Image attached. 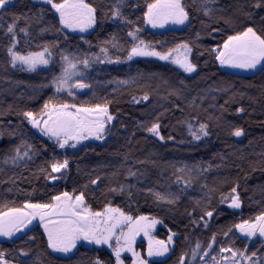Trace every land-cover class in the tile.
Returning <instances> with one entry per match:
<instances>
[{"label": "trees", "instance_id": "16d2710c", "mask_svg": "<svg viewBox=\"0 0 264 264\" xmlns=\"http://www.w3.org/2000/svg\"><path fill=\"white\" fill-rule=\"evenodd\" d=\"M86 2L97 8L96 26L88 34L61 32L58 15L38 0H12L8 13L0 17V207L46 203L64 191L83 192L93 211L111 206L133 217L155 218L163 223V240L176 233L172 255L151 264H179L182 254H187L185 264H193L195 244L206 246L213 235L216 243L210 256L219 259V248L231 246L264 258V240H245L234 227L264 213V71L239 75L223 70L212 52L222 47L228 35L246 27L259 33L264 28V5L254 7L259 0H215L208 5L213 9L211 16H205L203 0H182L189 22L178 29L169 24L157 31L143 19L151 0H125L123 13L132 24L111 17L116 0ZM14 16L22 17L17 22L15 50L27 55L47 45L51 52L47 66L34 72L11 66L7 49L13 41L6 29ZM133 25L141 28L139 38L157 51L188 43L196 72L186 73L157 57L127 61L132 43L127 32ZM21 28H27L28 35ZM113 37L116 48L111 43ZM101 47H107L108 56L121 62L103 63L86 72L84 81L91 88L74 90L72 96L57 93L52 80L61 74V56L91 60L103 55ZM144 95L149 99H141ZM50 98L77 106L110 102L114 121L107 141L70 152L36 132L22 113L38 115ZM154 122L160 124L163 140L146 131ZM201 124L208 126L209 135L197 140L189 125L198 133ZM237 128L243 130L240 137L233 135ZM23 145L32 146L31 159L23 156L28 150ZM16 148H20L21 158L12 163ZM65 158L68 168L59 178L50 179L49 174L57 177L50 169L53 159L62 162ZM182 168L186 170L181 172ZM129 170L136 175L131 176ZM97 178L95 189L91 181ZM234 187L236 193H232ZM153 192H172L179 199L174 204L164 203L156 200ZM236 194L242 201L239 209L228 206ZM205 210L213 211V216L201 219ZM35 225L11 240L0 237V251L6 253L10 264H95L97 260L115 264V257L106 249L90 246L79 247L67 258L54 255L39 224ZM229 228L232 231L225 236Z\"/></svg>", "mask_w": 264, "mask_h": 264}, {"label": "snow or ice", "instance_id": "6c2138e0", "mask_svg": "<svg viewBox=\"0 0 264 264\" xmlns=\"http://www.w3.org/2000/svg\"><path fill=\"white\" fill-rule=\"evenodd\" d=\"M43 4L50 6L54 15H58V24L60 31L65 29L70 32H87L93 28L97 22V8L86 0H42ZM215 0H203L201 10L205 16H211L213 9L208 7ZM264 5V0H259L254 5L260 8ZM12 7V0H0V17L8 13V9ZM125 0H116L110 9L111 17L114 20L122 21L125 24H132L127 16L123 13ZM45 9H41L43 13ZM247 14V13H246ZM22 17H13V23L8 25L6 31L10 35V46L7 53L11 58L10 63L13 68L18 64L25 71L34 72L38 66H47L50 63L49 57L51 52L49 46L45 45L42 51L29 52L23 55L16 51V27L17 22ZM143 19L152 28H164L166 25H184L189 21V13L186 10L182 0H151L146 4V11ZM226 23L230 22L228 20ZM20 31L28 35L27 28H21ZM141 28L133 25L132 29L127 32V36L131 38V46L127 50L126 60L131 61L134 57H157L162 61H168L171 57V63L179 65L186 73H194L196 65L190 62L188 54L192 49L188 43L178 44L166 51H157L151 47L143 39L139 38ZM87 42V41H86ZM108 44L109 41H105ZM112 46L118 47L116 37L112 38ZM102 56L93 57L94 62L100 63H120V59L113 60L108 56V48H100ZM181 52L183 54L181 55ZM214 59L224 67L243 70H256L258 67L264 71V28L258 33L253 27H246L233 35H228L223 41L222 47L213 49ZM63 61L61 74L52 80V85L57 93L67 91L69 96L73 95L72 89L91 88L90 83L84 81L85 72L82 69H88L90 60L87 56L72 57L62 55ZM120 84H127L128 81H119ZM136 103L140 100L133 98ZM141 99L148 100L149 97L144 95ZM108 103H96L90 106H77L75 103H62L49 99L43 104V109L37 115L32 111H24L22 115L27 119L28 123L36 128L42 135L47 136L50 140L60 148H76L84 140L95 138L100 140L104 137L106 131V123L114 119L109 114ZM239 111L243 112V108ZM207 125L201 124L199 132H192L189 125L190 133L197 140L209 135ZM160 124L158 122L151 123L146 126V131L153 136L163 140L160 134ZM233 135L240 137L243 130L237 128ZM26 149L23 152L24 157L29 156L31 145H23ZM20 148L15 149V155L11 158V162L15 163L20 159ZM7 162V161H6ZM68 159L58 161L53 159L50 169L52 173H60L68 168ZM186 168L180 169L184 172ZM42 171L47 172L46 169ZM131 176H135L134 172L129 170ZM50 179H56L49 174ZM179 183V180L177 181ZM191 181H187L186 185ZM92 184L98 183V178L91 181ZM238 187V185H237ZM115 192L117 189H110ZM123 191V188H120ZM151 191V190H150ZM232 193H236V188L232 189ZM152 195L156 200L168 204H174L179 197L172 192L162 195L159 192H153ZM230 208L239 209L242 207V201L238 194L230 197ZM200 202L197 201V204ZM213 211L205 210L201 216L211 218ZM39 220L43 227L44 233L47 235V247L53 252L68 254L76 248L77 243L86 241L95 245H107L112 249L115 256V264H123L121 260L122 252H130L135 257L134 264H149L148 260L142 258L141 254L135 251L134 244L136 237L141 233L148 239V257H164L169 252V246L173 243L172 233L168 236L167 241L157 240L151 232L157 223L155 218H149L145 215L133 217L125 214L120 208L111 206L105 207L102 211H93L85 202L83 192L79 195L70 194L67 191L54 195L51 200L46 203H26L22 207H9L7 204L0 207V237H6L9 240L17 233L23 232L33 220ZM195 223V221H193ZM205 226H207L205 224ZM244 237L249 238L259 235L264 238V213L257 215L252 220H244L234 225ZM126 229V230H125ZM232 229L229 228L224 233L225 236ZM34 240L35 237H29ZM113 240L115 244L113 245ZM216 243V237L213 235L206 246H202L199 242L191 250V258L193 264H264V258L257 257L256 252L249 253L245 249H236L231 246H221L218 250L219 259L216 255L210 256L213 251V245ZM24 256L29 255L27 251H22ZM187 254H182L179 258V264H185ZM199 257V260H197ZM209 258V259H205ZM255 258V259H254ZM0 264H10L6 259V253L0 251ZM95 264H101L97 260Z\"/></svg>", "mask_w": 264, "mask_h": 264}, {"label": "rangeland", "instance_id": "374dc122", "mask_svg": "<svg viewBox=\"0 0 264 264\" xmlns=\"http://www.w3.org/2000/svg\"><path fill=\"white\" fill-rule=\"evenodd\" d=\"M39 2H41V3H43L42 2V0H38ZM189 22V21H188ZM188 22H186L185 24H187ZM184 24V25H185ZM184 25H172V24H170V27L174 30V29H178V28H181V27H184ZM96 26V25H95ZM95 26L93 27V28H91V29H89L88 31H87V34L88 33H90L94 28H95ZM165 28V27H164ZM153 30H157V31H159V30H163V28H152ZM183 54V52H181V55ZM100 56H102V55H100ZM149 57H152V56H149ZM188 57H189V60H190V57H191V53H189L188 54ZM141 58H143V57H134L133 59H141ZM171 57L169 58V60L168 61H162L163 63L164 62H166V63H168V64H170V65H172V66H179V65H177V64H174V63H171ZM191 62V61H190ZM101 64H103V63H100V62H94L93 61V59H91L90 60V66H89V68L88 69H82L84 72H85V74H86V72H88V71H90L94 66H98V65H101ZM19 65V64H18ZM221 66V65H220ZM42 67H45V66H43V65H41V66H38L37 67V69H40V68H42ZM221 68L223 69V70H227V71H232V72H234V73H236V74H242V75H250V74H256V73H258L259 71H261L260 70V68L258 67L256 70H243V69H233V68H228V67H224V66H221ZM36 69V70H37ZM74 90H79L80 91V89H76V88H73L72 89V91H74ZM63 92H67V91H63ZM114 120H112V121H110V122H107L106 123V131H105V135H104V137L102 138V139H100V140H96L95 138H90V139H88V140H84V141H82L80 144H78L77 146H76V148H65V149H61V150H64V151H70V152H73V151H77V150H79V149H81V148H83L84 146H86V145H90V144H94V143H96V144H101V145H103L106 141H107V138H108V128H109V126L112 124V122H113ZM31 127H32V125H31ZM33 128V127H32ZM45 138L46 139H48V140H50L47 136H45ZM50 141H53V140H50ZM54 142V141H53ZM66 170V169H65ZM65 170H63L62 172H60V173H54V174H56L57 175V178H59V176H61L62 175V173L65 171ZM87 204V203H86ZM89 206V205H88ZM150 219L152 218V217H149ZM39 224V228H41V230H42V232H43V234L45 235V237H46V239H47V235L44 233V230H43V227L41 226V224H40V222H39V220L37 219L36 220V222L35 223H33L32 222V224L30 225V229L31 230H33V228H35L37 225H35V224ZM161 227H163V223L162 222H160V223H157L156 225H155V227H154V229L152 230V232H151V235L155 238V239H157V240H163V239H161L160 238V234H161ZM126 230V229H125ZM237 230V229H236ZM237 233L239 234V236L241 237V238H243V239H245V240H249V238H247V237H244L238 230H237ZM175 238H176V235L175 236H173V243L169 246V252L166 254V256H164V257H148L147 256V249H148V239L141 233L139 236H137L136 237V241H135V244H134V248H135V251L136 252H138V253H140L141 254V256H142V258H144V259H146V260H148V262H149V264H151L152 262H157V261H163V260H166V259H168L172 254H171V251H172V249H173V246H174V240H175ZM258 238H260V239H262V240H264V238H261V237H259V235H257L256 237H253V238H251L250 239V241H252V242H254V241H256ZM164 241H167V240H164ZM115 244V241L113 240V245ZM82 246H85V247H88V246H90V247H93V248H95V249H106L108 252H110L111 254H112V249L111 248H109L107 245H95V244H90V243H88V242H86V241H80V242H78L77 243V246H76V248L75 249H73L70 253H68V254H64V253H57V252H53L52 250V253L54 254V255H59V256H61L62 258H67V257H70V256H72L76 251H77V249H79V247H82ZM50 249V248H49ZM113 255V254H112ZM113 257H115L114 255H113ZM121 260H123V264H128V262H130L131 264H134V261H135V257H133V255H132V253H130V252H122L121 253Z\"/></svg>", "mask_w": 264, "mask_h": 264}, {"label": "water", "instance_id": "95a60500", "mask_svg": "<svg viewBox=\"0 0 264 264\" xmlns=\"http://www.w3.org/2000/svg\"><path fill=\"white\" fill-rule=\"evenodd\" d=\"M36 131L38 132V130H37V129H36ZM98 184H99V183H96V184H95V189L98 187ZM35 222H36V220H33V223H35ZM28 227H30V225H29ZM28 227H27V228H28ZM27 228H26V229H24V231H26V230H27ZM24 231H23V232H24ZM23 232H20V233H17V234H21V233H23ZM17 234H16V235H17ZM5 238H6V237H5Z\"/></svg>", "mask_w": 264, "mask_h": 264}, {"label": "flooded vegetation", "instance_id": "af4514ba", "mask_svg": "<svg viewBox=\"0 0 264 264\" xmlns=\"http://www.w3.org/2000/svg\"><path fill=\"white\" fill-rule=\"evenodd\" d=\"M35 130H36V128H35ZM37 132V131H36ZM38 133H40L39 131H38Z\"/></svg>", "mask_w": 264, "mask_h": 264}]
</instances>
